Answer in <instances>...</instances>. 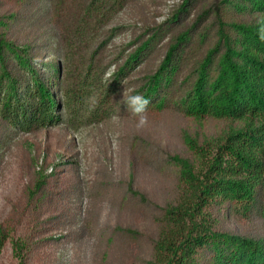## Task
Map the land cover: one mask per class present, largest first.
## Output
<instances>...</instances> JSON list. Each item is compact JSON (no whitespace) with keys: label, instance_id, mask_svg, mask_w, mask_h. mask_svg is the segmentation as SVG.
Listing matches in <instances>:
<instances>
[{"label":"trees","instance_id":"16d2710c","mask_svg":"<svg viewBox=\"0 0 264 264\" xmlns=\"http://www.w3.org/2000/svg\"><path fill=\"white\" fill-rule=\"evenodd\" d=\"M138 1L39 0L56 29L49 24L33 42L13 38L0 16V119L7 134L135 118L125 96L143 95L148 115L169 113L185 124L179 145L158 164L177 181L174 198L152 201L132 175L118 184L117 206L149 214L155 226L141 264H264V42L252 25L264 0H182L165 21L144 22L110 56L120 29L113 18ZM138 148L134 138L132 150ZM57 165L37 161L34 181L0 222V255L9 245L18 264H29L45 243L62 237L48 236L53 227L80 226L71 238L76 248L94 238L106 247L105 261L116 243L141 241L144 232L133 223L79 224L71 207L64 216L63 196L55 200L50 186ZM51 208L60 211L50 216Z\"/></svg>","mask_w":264,"mask_h":264},{"label":"rangeland","instance_id":"374dc122","mask_svg":"<svg viewBox=\"0 0 264 264\" xmlns=\"http://www.w3.org/2000/svg\"><path fill=\"white\" fill-rule=\"evenodd\" d=\"M181 2H129L111 22L120 29L107 47L108 54L111 56L120 51L144 22L165 21ZM69 4L72 8L68 10L73 11L74 5ZM42 5L39 0H0V16L11 24L13 38L38 41L49 24L56 29L50 10L44 11L45 6ZM48 56V51L43 52L44 60ZM114 68L112 65L109 71ZM114 118L80 129L61 125L15 135L7 134L0 119V222L8 216L11 206L21 198L26 186L34 181L37 161L43 158L46 165L58 163V174L51 178L50 186L55 200L60 199L58 193L63 196L64 216L69 214L68 208L71 207L72 217L77 215L79 224L84 221L96 223L97 220L102 224L119 221L133 223L144 232L137 247L116 243L105 261L103 252L106 247L102 244L95 246L94 238H84L88 246L84 243L82 249L76 248V241L71 238L80 226L49 228V237H62L45 243L29 264H141V258L148 252L149 237L155 233L151 216L141 210L118 207V199H115L119 192L118 184L122 185L132 175L135 185L152 201L162 205L174 198L177 181L167 169L158 168V164L163 152L179 145L185 123L169 113L148 115L147 125L137 130L136 118L127 115ZM134 138L138 139L140 146L135 151L132 150ZM59 182H64L62 187L58 186ZM58 203L60 206V200ZM59 211L51 208L49 215L54 216ZM0 264H18L9 245L0 255Z\"/></svg>","mask_w":264,"mask_h":264},{"label":"clouds","instance_id":"9594fccd","mask_svg":"<svg viewBox=\"0 0 264 264\" xmlns=\"http://www.w3.org/2000/svg\"><path fill=\"white\" fill-rule=\"evenodd\" d=\"M252 25L255 28L257 39L264 42V12L252 14ZM132 116L136 118V128L140 130L148 123V105L150 101L143 95H126L124 100ZM115 119V118H114Z\"/></svg>","mask_w":264,"mask_h":264}]
</instances>
